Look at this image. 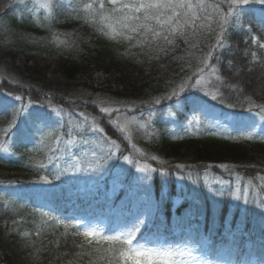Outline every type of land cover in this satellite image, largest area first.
<instances>
[{"label":"snow or ice","instance_id":"obj_1","mask_svg":"<svg viewBox=\"0 0 264 264\" xmlns=\"http://www.w3.org/2000/svg\"><path fill=\"white\" fill-rule=\"evenodd\" d=\"M16 4H24V0H11L6 10ZM251 5L260 6L259 35L255 34L253 26L245 21ZM40 7L45 12L40 26L52 33L51 43L60 48L72 49L74 42L61 39L60 35L53 31L56 11L60 7L59 0H44ZM67 7L75 13L74 18L93 26L94 30L110 41L126 42L129 50L138 49V55L148 62L160 63L166 58L182 62V75L169 78L161 95L148 102H142L147 109L146 117L141 110L140 119L126 118L124 123H120V116L125 112H134L138 106L130 107L111 101L117 106L99 107V112L108 117L107 123L127 138H131L133 126L143 129L146 137L153 136L151 127L159 111L157 106L165 101L170 102L167 115L174 116L172 107H183L184 102L188 101L193 93L202 95L196 97L193 102L192 116L183 129L185 134H189L195 126L196 132L203 131L207 135L220 136L226 140L251 141L257 137L258 124L255 119L241 123L235 119V113L215 111V105L211 102L224 104L230 109L245 108L247 105L245 110L260 122H264V103H257L251 96L243 95L245 89L240 82H230L221 75L220 67L221 54L229 47L226 41L230 28L243 30L252 45L264 49V0H68ZM181 44L184 46L182 50ZM178 50L184 54L177 56ZM131 55L135 58L137 53ZM251 57L253 61L261 62L255 51L251 52ZM160 66L164 67L162 63ZM228 67H233L232 60L228 61ZM2 79L0 76V80ZM222 89L238 94L237 102L228 103ZM3 95L10 96L13 102L19 103L0 105V112H10V118L0 127V152L9 153L10 142L14 136L19 135L28 140L33 145L30 151L43 155L47 161H40L35 167L48 171L52 177L50 179L49 175H40L37 182L50 184L70 172H102L109 161L120 159L117 155L120 150L117 140L108 136L97 117H89L83 111L76 112L74 109L75 116L80 118L78 122H74L73 112H67L62 106L53 104L48 96L39 103L30 98L25 103V97L22 95ZM241 96L242 99L239 98ZM105 102L100 100L92 103ZM44 108L48 111H34ZM113 114H117V118L113 119ZM29 119L35 126V132L22 131L20 128V125ZM233 131L239 135H233ZM35 133H39V136ZM259 139L264 140V136ZM132 147L135 149L136 145L133 144ZM140 156L152 161L158 160L157 156L148 157L145 152H140ZM122 158L127 164H134L136 170L144 174L141 179L145 185H149L152 180V173L158 172L162 177L170 175L165 168L153 167L147 162L140 164L130 155H124ZM159 163L163 165L165 162L161 160ZM219 167L229 169L227 164H221ZM178 178L184 179L183 176ZM218 183L222 187L215 191L214 195L223 198V182ZM228 191L233 200H243L245 204L256 203L257 207L264 208V200L257 202L255 198L249 199L248 192H242L240 187L234 191L229 188ZM142 199L143 211L114 230L113 234H105L104 229L87 226L83 221L65 220L52 215L50 211L35 209L41 218L35 235L41 236L44 226H62L65 230L63 235H67L70 229L73 230L71 234L81 238L79 247L82 251L77 253V256L89 257L88 264H213V261L204 256L199 259L194 257L193 250L187 244H173L158 235L144 232L146 224L151 222L158 212L159 202L153 200L148 188H145V196ZM23 236L29 237L30 233L23 232ZM69 264L73 262L69 261Z\"/></svg>","mask_w":264,"mask_h":264},{"label":"trees","instance_id":"obj_2","mask_svg":"<svg viewBox=\"0 0 264 264\" xmlns=\"http://www.w3.org/2000/svg\"><path fill=\"white\" fill-rule=\"evenodd\" d=\"M43 16H40L39 22H33L27 27H21L16 23L18 29H15L12 39L7 42L0 41V67H3L11 77V80H2L0 91L20 92L17 95L38 103L48 96L53 103L60 105L73 107L76 103L90 104L85 112L97 117L108 136L116 139L120 146L117 153L120 159L109 161L102 172H94L93 183L97 185L115 175L124 177L125 172L118 170L116 163L125 154H131L142 161L146 160L155 166L163 167L170 173L168 195L160 198L154 191L156 195L152 198L159 202L158 212L165 215L168 229L173 221L187 226L197 223L199 228L197 242L203 245L204 237L207 236L211 240L210 250L217 249V253L225 254L229 247L218 248L215 241L218 230L227 229L230 224L240 226L251 236L255 245L252 250L260 255L264 254V246L259 245L256 240L264 237V217L251 203L243 208L240 205L231 208L228 191L229 188L233 190V184L228 179L232 178L229 171L234 166L240 174L242 185H248L250 191L263 188L264 143H257L261 148L258 150L254 149L251 143L244 145L245 143L229 142L214 137L205 139L199 133L191 137L175 139L170 137L169 124L166 123L165 117H157L154 120L151 127L153 136L146 137L144 130L136 127L131 129V138H127L104 121L106 116L99 112L98 104L92 102L104 98L110 102L137 104L159 96L158 94L161 95L165 91L166 81L169 78H177L178 74L181 75L182 62L166 58L164 62H154V65L147 62V65L142 67L145 58H129L120 51L124 47L122 43L113 44L99 36L96 37L100 44L98 49L89 43L85 45L78 43V48L72 52L60 51L67 48H60L51 43L52 33L40 26ZM80 21L74 17H65L61 22L55 23L59 26L53 31L55 33L65 31L66 34L70 28H75L77 31ZM67 40L70 42L68 35ZM242 41L241 38L240 42ZM104 42L111 45L102 48ZM251 52L248 50L246 54V50L239 48L224 52L220 57V67L221 70L226 71L230 82H240L245 89L243 95L254 96L251 93L258 89L256 96L259 93L264 96V60L259 56L260 63L253 61ZM182 54L184 53L181 52L178 56ZM229 60L233 62L232 68L228 67ZM161 63L164 67L160 66ZM237 70H239L238 75ZM224 90L238 100V94ZM239 98L242 99V96ZM8 116H10L9 111L1 114L0 124L7 121L10 118ZM79 120L75 119L74 122ZM133 144L136 145L135 149L132 147ZM140 152L147 153L148 157L155 155L158 160L145 159L140 156ZM161 160L165 162L163 165L159 163ZM40 161L47 163L43 155L26 152L22 161L0 164V182L27 186L34 182L47 187L44 192L47 193L48 198L43 200L51 208L43 211H50L52 215L61 219L68 220L63 211L56 210L57 205L63 200H74V204L80 206L91 205V199H86L79 191L75 192L80 186L91 185V181H82L77 177L70 178V172L50 184L37 182L40 175H49L52 179L48 171L38 170L35 167ZM221 164L229 165V169L220 168ZM177 165L184 167L177 168ZM253 168L257 172L253 173L251 171ZM177 176L184 177L182 184L176 181ZM206 176L210 177L212 182L207 181ZM218 181L228 183L227 186L223 184L225 191L223 198L214 195V192L222 187ZM83 182L85 184L80 185ZM125 182H129L128 178ZM123 192L120 197L112 200L114 206L127 204L128 208H133L143 204V199L138 200L137 197H134L131 203L125 202ZM175 195L184 199L183 204L176 211L179 219L169 218L172 198ZM12 204L11 210L17 213L21 220L13 229L0 223V264H69V261L73 264H88L89 257L77 256V253L82 251L79 247L81 238L73 236L71 234L73 230L70 229L67 235H63L65 230L62 226L60 228L44 226L41 236L37 237L35 233L41 219L39 212L25 205L17 197L12 200ZM191 216L194 217L193 220H190ZM230 216H232L231 220ZM23 232H29L30 236L24 237ZM239 246L236 243L231 249L234 250ZM246 253L244 245L240 257L244 258ZM214 260L215 256L212 257L213 262Z\"/></svg>","mask_w":264,"mask_h":264},{"label":"rangeland","instance_id":"obj_3","mask_svg":"<svg viewBox=\"0 0 264 264\" xmlns=\"http://www.w3.org/2000/svg\"><path fill=\"white\" fill-rule=\"evenodd\" d=\"M88 208H76L72 211V215H74V218L76 220H82L85 225L87 226H92V221L91 220H86V217H91L95 215V213L99 210H101V206H94L92 209L87 210ZM108 217H103L101 224H98L97 226L100 228H104L108 225L107 220Z\"/></svg>","mask_w":264,"mask_h":264}]
</instances>
